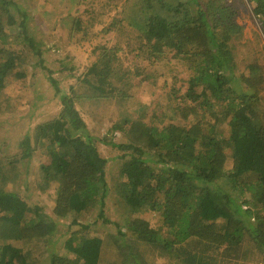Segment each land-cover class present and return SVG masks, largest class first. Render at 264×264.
Returning a JSON list of instances; mask_svg holds the SVG:
<instances>
[{"label": "trees", "instance_id": "16d2710c", "mask_svg": "<svg viewBox=\"0 0 264 264\" xmlns=\"http://www.w3.org/2000/svg\"><path fill=\"white\" fill-rule=\"evenodd\" d=\"M248 1L256 4L264 28V0ZM123 7L119 22L138 33L136 49L144 54L139 61L151 66L170 54L188 76H172L162 124L148 126L145 110L126 115L110 129L120 141L107 142L94 135L78 101L99 105L112 96L126 99L130 82L119 75V59L103 48L77 86L66 90L31 42L61 110L35 128L34 144L25 138L22 155L0 165V264H41L52 242L47 264H100L104 239L79 219L94 208L105 219L112 194L116 205L130 207L134 201L157 216L158 227L137 214L126 221L125 233L116 224L122 237L115 245L126 258L141 253L140 245L168 253L177 247L185 264H216L220 257H239L242 247V257L251 250L264 255V64L253 60L239 70L236 53L244 28L237 11L222 0H124ZM15 13L22 20L12 36L8 26L16 23ZM29 18L14 0H0V92L15 70L18 80L26 78L28 58L11 46L23 35L28 38ZM141 71L146 74L138 67ZM100 141L119 152L124 179L114 185ZM41 147L49 160L41 166L43 179L59 185L51 212L3 188L21 159L33 160ZM62 225L66 229L57 237ZM62 239L66 253L57 249Z\"/></svg>", "mask_w": 264, "mask_h": 264}, {"label": "rangeland", "instance_id": "374dc122", "mask_svg": "<svg viewBox=\"0 0 264 264\" xmlns=\"http://www.w3.org/2000/svg\"><path fill=\"white\" fill-rule=\"evenodd\" d=\"M14 1L27 11L30 18L27 21L28 38H25V35L21 36L22 40L11 47L18 52L21 51L28 58V63L26 68H23L27 74L25 80H18L15 76L18 70H15L8 77L6 88L0 92L1 166H6L11 157L22 155L26 137H30L34 144L35 128L57 117L61 110V103L55 97L54 90L47 80L48 74L36 65L40 57L35 54L31 42L41 48L46 68L53 72L61 88L66 90L71 85L77 86L79 79H82L104 50L106 54L119 59V75L122 74V81L130 82L125 88L126 99L112 96L105 104L99 105L87 99L78 101L80 102L78 108L96 137L105 138L107 142H119L120 134L111 133L110 130L114 121L143 110L146 113L145 122L149 124L148 126L154 127L165 121L166 114L161 107L166 104L172 76L181 80L187 78L188 74L183 65L172 59L170 54H165L158 63L151 66H147V62L143 59L139 61L143 53L136 49L138 33L132 28L126 30L127 24L119 22L124 16V0ZM222 1L237 11V23L244 28L236 53L239 70L243 71L253 60L264 64V28L260 16L255 13L256 4L248 0ZM14 19L16 23L8 26V32L12 36L18 35V27L22 20L17 13ZM138 67L144 68L146 74H142V71L138 74ZM147 75L150 78L143 80ZM195 94L199 95L197 92ZM138 103L144 107L138 108ZM153 109L157 110V116L152 114ZM176 123L181 124L182 121L177 120ZM223 128L227 130L228 126L225 125ZM98 146L101 154L109 160L107 172L110 184L121 182L124 173L117 157L119 152L103 141L98 142ZM48 161L43 148H38L33 160L21 159L14 177L8 178L3 188L26 196L31 205H40L46 212H51L59 185L46 183L43 179L41 166L49 165ZM104 213L109 223L104 221L105 219H99L97 208L86 212L85 219H79L81 223H91L90 231L104 239L100 264H185L183 258L177 255V247L173 252L168 253L162 249L148 251L140 245L139 248L143 251L133 258H126L127 253L122 254L118 251L115 242L122 236L119 235L116 224L118 223L125 233L126 221L137 214L152 227H158L155 213L140 207L134 201L130 203V207L116 205L113 194L106 203ZM95 220L97 224L92 223ZM71 221L72 218L67 222ZM78 228L74 227L72 231ZM65 229L62 225L60 231L56 233L57 237ZM160 232L165 234V228L160 229ZM78 237L79 235L75 239L77 240ZM54 246L53 242L48 246L41 264L48 263L52 253L50 251ZM244 248L240 249L239 257L233 253L236 258L220 257L216 264H264V255L255 250L242 257ZM57 249L64 251L63 239ZM39 254L36 250V255ZM66 255L73 256L68 253Z\"/></svg>", "mask_w": 264, "mask_h": 264}]
</instances>
